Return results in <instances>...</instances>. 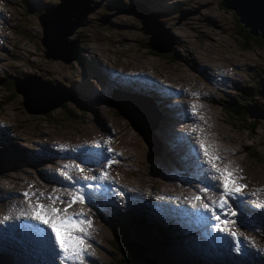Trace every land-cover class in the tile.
Returning a JSON list of instances; mask_svg holds the SVG:
<instances>
[{"label": "rangeland", "instance_id": "obj_1", "mask_svg": "<svg viewBox=\"0 0 264 264\" xmlns=\"http://www.w3.org/2000/svg\"><path fill=\"white\" fill-rule=\"evenodd\" d=\"M71 1L63 0L59 8H54L55 1L40 0L36 3L38 11L44 13L42 18L49 25L63 20V24L69 26L79 18L86 20L73 33L75 44L60 47L64 48L63 52L57 53L60 56H66V50H70V54L78 51L77 61L64 63L59 59L44 58L39 44L37 12H25L18 0H0V21H3L0 24V129L4 125H11L16 130L8 142L6 155L0 144V196L12 193V185L20 183L23 178L36 176L41 168H28L27 155H32L33 150H40L43 136L57 138L59 143L83 145L88 140L87 134L96 130V124L103 125L107 121L114 125L116 137L121 139L129 155L125 162L115 164L112 172L120 190L126 192V187L130 185L141 192L144 187L157 185L154 174H157L162 156L151 153L158 149L172 151L166 131L168 124H164L165 120L161 119V125L156 127L153 124L150 133L146 124L137 117L135 102L146 106L152 95V91L141 83L136 82L119 99L110 91L104 96L102 91L90 89L88 84H91L92 70L104 74L98 65L99 61L105 62L108 75L115 66H142L170 80H189L199 86L204 83L205 65L217 63L224 74L225 69L230 73L235 72L231 75L236 81L235 91L224 89L223 86V91L214 93L213 89L208 90L216 103L222 102V99L227 103L228 98L224 95L230 99L235 98V95L242 98L243 109L251 117L246 113L230 114L224 104H211L212 115L200 106L187 119V125L190 129L197 128L204 135L214 126L222 141L232 149V156L240 161L233 171L235 176L243 177L239 180L240 184L264 179V41L240 32L230 10L219 5L221 0H158L161 2L159 8L153 6V0H82L86 5H92V2L97 4L95 9L92 7L87 12H84L85 8L72 5ZM199 4L209 6V12L203 11ZM205 15L209 17L204 18ZM194 25L201 28L193 29ZM177 27H181V30H177ZM163 31L165 33L161 35ZM209 36L214 41L211 42ZM148 42L161 50L169 48L171 43L173 45L169 52L155 54L150 51ZM180 42H186V45L179 46ZM188 51L191 53L188 54ZM171 54L176 55L178 60L172 59ZM47 78L52 80L47 82L50 85L58 80L61 88L47 89ZM11 80L12 88L7 89L6 85ZM64 84H68L74 92L75 87H81L84 98L88 94L95 97L77 103L67 102L66 116L62 114L61 108L54 109L48 116H40L36 110H40L50 98H72V93L62 88ZM15 87L26 96L29 93L35 100L42 99L44 103L31 101L27 97L28 107L33 110L27 115L21 108V96ZM239 92H243V95ZM166 102L161 101L153 111L161 109V114L170 120L174 116L173 105ZM154 114L151 116L154 117ZM145 118L150 119L147 113ZM252 121L257 122L251 126ZM171 165L169 163L167 167ZM203 165L207 167L206 160H203ZM206 176L210 178L208 174ZM128 217L140 221L144 227L138 233L135 227H131L133 234L137 235L132 242L121 243L122 250L133 264H140L139 258L135 259L136 254L130 253L126 247L133 244H142V251L139 246L135 248L141 251L150 264H191L178 250L179 242L175 239L168 237L174 246L171 251L155 242V229H151L149 218L139 214L126 215L117 221L120 228H127ZM110 238L111 232L102 224V247H99L100 258L96 259L98 264H109L108 255L113 246ZM150 243L151 248L145 249ZM7 245L19 247L20 243L0 238V251L12 254L11 261L4 258L7 263L24 264L27 256Z\"/></svg>", "mask_w": 264, "mask_h": 264}, {"label": "clouds", "instance_id": "obj_2", "mask_svg": "<svg viewBox=\"0 0 264 264\" xmlns=\"http://www.w3.org/2000/svg\"><path fill=\"white\" fill-rule=\"evenodd\" d=\"M39 1L40 0H31V2H35V3H38ZM153 1H156V0H153ZM55 2H56V5H57L58 0H56ZM92 3H94V2H92ZM219 4L221 5V3H219ZM153 6L155 8H159L161 5H159L158 3H153ZM230 12L233 14L232 10H230ZM38 14H42V17H43L42 11H37L36 15H38ZM85 22H86L85 19L81 20V25L79 27L83 26L85 24ZM2 23H3V21L2 22L0 21V24H2ZM38 25H39V23H38ZM39 28H40V26H39ZM74 31H73V33H74ZM73 33L68 36L69 39H74ZM255 36L260 38L257 35H255ZM40 37H41V29H40ZM40 37H39V44L42 47V53H43V56H44V52L43 51H44L45 48L40 42ZM260 39L263 40L262 38H260ZM75 42H76V40H75ZM148 43H151V42H148ZM172 45H173V43H171L170 47ZM65 46H67V45H65ZM60 47H63V46H59L57 48L58 51H56V54L58 52H63L64 48L60 49ZM150 51L154 52L151 49H150ZM154 53L155 54H163V53H156V52H154ZM165 53H167V52H165ZM74 54H75V58L72 59L71 61H67L66 62V61H64L62 59H59V60L63 61L64 63H70V62H73V61H77L78 51L76 50V52ZM65 55L66 56H61V57L66 58L67 56L71 55L70 54V50H69V53H66ZM58 56H60V55L58 54ZM44 58L52 59V58H47L45 56H44ZM102 63H105V62L102 61ZM220 65H221V63H220ZM139 67H140V70L150 71V69H148L146 67H142V66H139ZM203 70L205 72V75L203 76L204 83H201L200 86L195 84V83H193L192 81H189V80H182V81L190 82L192 87H193V91L195 93H197L199 95H205V96L196 97V98H195V96H192V97H194L195 100H194V102L189 104V110L191 111V114L194 113L193 110H192V106L196 105V108L201 106L203 109H207L212 115L211 104L221 105L222 103L221 102L216 103L214 101L213 97H210L211 92L208 89H213V92L215 93L216 91H223V89H221V86H223L224 89L228 88V89H230V91H234L235 90L234 86H235L236 81L231 78V75L235 74V72L230 73V71L225 69V74H224L222 68L220 66H217V63L216 64L205 65L203 67ZM197 71L200 72L199 69ZM24 81H27V79H24ZM49 81H52V80L47 78V81H46L45 84L46 85H50L49 83H47ZM172 81H177V80H172ZM58 83H59L58 80H54L53 84H51L50 86H58L59 87ZM59 88H61V87H59ZM62 88H64L65 90H67L69 92H70V90L72 91L71 87H69L68 84L67 85H65V84L62 85ZM80 88L75 87L76 92L72 91V93L74 95V97L72 98L74 103H77L78 101L79 102L83 101L84 99L86 100L87 98H91V96L93 98L95 97L94 95H89L88 94L84 98ZM16 89L18 90L17 87H15V91H16ZM124 91H126V90H122L120 92V94H118L119 98L123 97ZM17 93L20 94L19 92H17ZM28 95H30V94L28 93ZM20 96H21V94H20ZM208 100H210V101L206 102ZM31 101H33V100H31ZM22 102H23V98L21 96L20 104H21L22 110L27 115L31 114L33 112V110H31V108L28 107V106L26 108H24V106L22 105ZM145 105L146 106H143V104H141L140 102L136 101L135 104H134V111L136 112L137 117L140 118L146 124V126L148 127V129L150 130V133H151L153 124H155V122H156V120L151 116V112H152V110L154 108H153L152 105H148V104H145ZM58 107L59 106L51 108V109H47L45 112H38V114H40V116L44 117L45 114L48 111H50L52 109H57ZM243 112L246 113V115L248 117H251V115H249L244 109H243ZM145 113H147L149 115V117H150L149 120L145 118ZM181 114H182V116H185L187 119L190 117V114L186 113V111H184ZM122 118H124V117L122 116ZM170 120L172 121L174 126L179 127V125L181 124V122L178 119H174V116ZM129 125H130V123H129ZM95 127H96V130H93V131L90 132V134L94 138V140H115L116 146L121 149V151L124 154V156H129L127 154V151H126V146L122 145L121 139L116 137V129H115L114 125L110 121H107L103 125L96 124ZM15 131L16 130L11 125H4L0 129V144H1V147H2L1 149H2L4 155H6L5 154V150L7 149L8 142L11 139V136L14 135ZM166 131L168 132L169 128ZM197 131H198L197 137L199 138L201 135H203L202 138H204V134L200 133L198 129H197ZM211 131L219 138V140L221 141V146L224 148V151H225V153H226L231 165L234 168H236L240 164V161L232 156V153H230V151L232 149L227 144H225L222 141L221 137L216 132L214 126H212ZM53 139L57 140V138H53ZM45 150H46V145L41 141L40 150H37V151L33 150L32 151L33 152L32 155H29V154L27 155L29 157V163L27 164V165H29L28 168H30L31 170H36L37 167L41 168L38 172L36 171L37 173H36V176H34V177L38 178L39 174L43 170H46V168L48 166L52 165L55 162H57L59 164L73 165V162L69 158H66L65 155L61 154L55 148H54L55 158L52 159V160H48L47 157L44 155V151ZM235 153L236 152H233V154H235ZM201 156H202V161L206 160L205 157L203 156V153H201ZM185 158H186V160L184 161V163H189L190 161L194 160V157L192 155H189L187 157L185 156ZM169 163H173L171 168L174 171H176L178 173L185 172L184 168H182L178 163H174L172 161H169ZM70 170L72 171V169H70ZM158 175H159V173L157 171V174H154V177L157 179V185L156 186H158V184L160 183L159 179L156 177ZM23 181H27L28 182V178H23L20 183L13 184L12 185V189H13L12 193H6L4 197L0 196V219L4 220L5 216L9 217V219L7 220V222H5V224H7V225H9V226L14 228V229H11V231L15 230V232L20 233L22 236H24L26 233H28L31 236H33L34 235V231H32L30 229H27V228H22L21 227V225H25L26 224V216H25V214L19 216L18 209H17V206H18L17 202L20 203V197H21V194H22V191L20 190V188H21V183H23ZM263 182H264V179L253 180V181L250 182L252 185L247 186L243 190V199L247 201V203L243 204V206H244L243 240H244L245 237H247V240H245V241H247V242L248 241H253L255 244L260 245L262 247H264V245L262 244V239L264 238V209L259 208L258 204L260 202H264V191H261L262 189H264V188H262ZM6 183H8V182H6ZM27 184H28V186L30 188L31 187L35 188L37 186V182H35V181L31 182L30 184L29 183H27ZM150 187H154V186H150ZM141 193H144V192L141 191ZM8 197L11 200H13L14 203H12V204L9 203L8 209L5 210V212H4L3 209H6L7 202H3L2 200L6 199ZM16 200H17V202H16ZM136 205L138 207L139 206H143V203L136 204ZM182 207H184V205H182ZM132 208H134V207H131L130 209H132ZM147 211H148V209L145 207V210L141 209L140 212L137 211V214L148 218ZM3 212L5 213V216H2ZM79 212H81V204H79V203L74 204L71 207V209H69V214H74V213H79ZM84 213H85L86 218H89V219L92 220V227H91V229L89 231L93 232V235L90 236V237H87V244L85 246L83 264H98L96 259L100 258V254H99L100 248L99 247H102V242H101L100 238H101V225L103 223L100 220L99 211H98L97 208L92 207V206H88ZM253 215H256V216L259 217L258 225H253L251 223V217ZM19 219H20V221L18 222ZM37 223L38 222H36L35 224H37ZM106 227L111 232V238L110 239L113 241V246L116 244V242H115V240L113 238L112 229L113 228L117 229V232L120 229H123L125 231V234H126V236L128 238L127 241H120V243L117 244L121 249H122L121 243L132 242L134 237H135L134 234L127 232L124 228H120L115 223L113 225H106ZM175 236H177L178 238H175ZM172 237H173V239H175L176 241L179 242L178 250L181 252V254H183L191 262V264H208L209 263V262L204 261V260H209V259H203L207 255V250H206V247H205L204 243L200 244L199 251H192V250H187V249L184 248L185 244L188 241L189 242H194V241L197 240V239H192L190 237V232L189 231L183 230L181 233H179L177 235H173V233H172ZM133 245L134 246H139L141 248V251H142V244H133ZM151 245H152L151 243L148 244V246H146L145 249L151 248ZM113 246H112L111 253L108 255V258H109V262L108 263L109 264L112 263L111 262V256L113 254ZM128 246H131V245H127L126 247H128ZM56 249H57V252H58L59 251L58 246H56ZM141 251L138 254L135 255V259H136V257L139 258V263L140 264H150L148 262L147 258L142 255ZM50 252H51V255L54 257L55 264H60L59 260L56 259L55 256L53 255V253L51 251V247H50ZM130 253H132V252H130ZM132 254H134V253H132ZM261 259H264V254L261 257L253 259V260H249V259L241 257V259L239 261L231 262V263H228V264H262ZM127 260L128 261L125 264H133L134 263V262L129 261L130 260L129 258ZM77 264H79V262H77Z\"/></svg>", "mask_w": 264, "mask_h": 264}, {"label": "snow or ice", "instance_id": "obj_3", "mask_svg": "<svg viewBox=\"0 0 264 264\" xmlns=\"http://www.w3.org/2000/svg\"><path fill=\"white\" fill-rule=\"evenodd\" d=\"M193 112L196 111V105L192 106ZM193 132L197 129L193 128ZM111 143V140L108 141ZM97 148L101 145L96 144ZM210 145L205 143L203 140L200 141L199 149L202 150L203 156L209 165L208 169L204 171L207 172L208 176L212 180H219L218 185L212 186L213 188H220L222 186L223 192L220 193L219 200H212L211 204L202 201L201 196L197 195L194 197L195 201L201 202V209L204 213H209L210 215L202 216L201 219L215 220L216 223L210 225V228H214L216 232L225 234L231 237L233 247L236 253H244L247 245L241 236L237 233L244 226L243 221L238 219V217L243 216L244 213L237 207L233 206L230 201H237L241 205L247 203L246 200L240 199L243 190L247 185L240 184L239 180L243 177L235 176L233 171H229L228 167L220 168L217 165V161L220 160L218 156H214L210 153ZM111 152L112 149L107 150ZM97 156L103 155V153L95 154ZM116 161L114 158H108L106 161L101 162L103 168H110ZM65 169H74L79 172L84 181H107L110 180L107 171H102L100 176L85 174V168L81 167L80 164L75 165H65ZM214 173V174H213ZM61 175L65 176L66 179L71 180L72 177L69 175L68 171H61ZM76 183V181H74ZM95 186L103 187V185L87 184L86 188H92ZM110 190V189H109ZM210 189L208 187L201 188V192L207 193ZM261 191H264L262 189ZM24 197L27 200H31L33 197L36 199V204H29L31 209L30 216L31 220L38 222L37 224H25L21 225L22 228L30 229L41 236V238L48 237L49 243L51 245V251L56 259L59 260L60 264H83L85 246L87 244V237L91 235L90 229L92 227V220L86 218L83 212L69 214V209L73 204L79 203L84 204L86 200V192L83 188H76L73 192L69 193L70 198L64 200L58 195H48L45 196L44 193H40L39 196L34 192H25ZM94 193H87L88 201L91 202ZM41 199H46L49 201L48 205L41 203ZM63 204L65 207H58L57 204ZM195 208L196 205L193 204ZM258 207L264 209V202H260ZM198 209V213L201 211ZM219 209V211H217ZM237 217V219H234ZM9 217L5 216L4 220H8ZM50 229V232L48 231ZM54 236V240L51 237ZM220 239L221 237H216ZM253 247L255 243L253 241H248ZM56 246H58L59 251L57 252Z\"/></svg>", "mask_w": 264, "mask_h": 264}, {"label": "water", "instance_id": "obj_4", "mask_svg": "<svg viewBox=\"0 0 264 264\" xmlns=\"http://www.w3.org/2000/svg\"><path fill=\"white\" fill-rule=\"evenodd\" d=\"M63 3V0H58L56 7L59 8ZM221 6L224 9L232 10L234 16L243 24L245 28L253 35H257L264 41V0H221ZM92 5H87L84 9V12L92 10ZM232 14V15H233ZM44 16V13H43ZM37 21L41 29L40 42L44 46V56L52 59H62L64 61H71L75 58V54H71L66 58L58 56L56 51H58L59 46L73 45L75 43L74 39H69L68 36L73 33V31L81 25V18L65 26L63 20L57 21L53 25H49L46 20L42 18V14L37 15ZM148 47L156 53H165L170 50V47L167 49H158L154 47L151 43H148ZM69 53V50L65 51ZM48 89L59 88L58 86L46 85ZM23 98L22 105L24 108L29 106L27 104V97L33 101L35 98L31 95L26 96L16 89ZM68 97L63 96L59 98H50L40 110L37 112H45L47 109H51L59 106Z\"/></svg>", "mask_w": 264, "mask_h": 264}, {"label": "trees", "instance_id": "obj_5", "mask_svg": "<svg viewBox=\"0 0 264 264\" xmlns=\"http://www.w3.org/2000/svg\"><path fill=\"white\" fill-rule=\"evenodd\" d=\"M18 1L22 3L21 5H22V8L25 10V12L35 14L38 11V8H39L38 4L31 2V0H18ZM49 1L54 2L56 0H49ZM233 17L235 19V25L240 32L244 33L247 36L258 38L255 35L251 34L249 32V30L247 28H245L241 22H239V20L234 16V14H233ZM170 48H172V47H170ZM175 56L176 55L171 54L172 59L178 60V58H176ZM12 82H13V80H11L6 85L7 89L12 88V85H11ZM239 93H240V95H243V92H239ZM12 94L14 95V92H12ZM235 96H236L235 97L236 99L235 98L230 99L227 95H224V97L228 98V102L225 103V99H222L221 103L225 105V108L228 111V113L234 114V115H244L243 106H242L244 101L242 98H239L237 95H235ZM263 103H264V100H263ZM230 104H234V105H230ZM58 108H61L62 114H64L65 116L67 115V102H63ZM53 111H54V109L48 111L45 114V116H48L49 113H52ZM256 122L257 121H252L251 126H253ZM112 234H113V238H114L116 244L113 246V254L111 256V262L113 264H125L128 261L127 260L128 258L126 256V254L122 251V249L117 245L118 243H120V241H127L128 238L125 234V231L123 229H120L117 232V229L113 228Z\"/></svg>", "mask_w": 264, "mask_h": 264}, {"label": "bare ground", "instance_id": "obj_6", "mask_svg": "<svg viewBox=\"0 0 264 264\" xmlns=\"http://www.w3.org/2000/svg\"><path fill=\"white\" fill-rule=\"evenodd\" d=\"M188 1H194V0H188ZM71 4L72 5H77V6H80L81 8H86L87 7V5H86V3H82V0H72L71 1ZM201 7H202V10L203 11H206V12H209V6H207V5H203V4H199ZM220 5V4H219ZM221 6V5H220ZM80 8V9H81ZM135 13H138V12H136L135 10H133ZM138 15H140V16H142L143 17V15L142 14H140V13H138ZM204 18H207V17H209L208 15H205V16H203ZM180 19L181 20H183V18H182V16L180 17ZM162 21V20H161ZM242 25V24H241ZM243 27V26H242ZM181 27H177V30H181L180 29ZM201 27H199L198 25H194L193 26V29H200ZM244 28V27H243ZM156 30H158V29H156ZM165 32L163 31V32H161V35H163ZM158 34H160V33H158ZM209 38H210V36H209ZM210 39H212V38H210ZM202 40V39H201ZM211 42L212 41H214V38L212 39V40H210ZM186 42H189V41H187L186 40ZM186 42H180L179 43V46H182V45H186ZM222 42V41H221ZM222 45V44H221ZM225 46H227V45H225ZM229 47V46H228ZM191 52H189L188 51V54H190ZM230 62V61H229ZM238 65V64H237ZM59 67V66H58ZM83 67V66H82ZM210 97H211V95H210ZM116 99H118V98H116ZM35 101H37V102H39V103H44V101L42 100V99H38V100H35ZM210 100H208V101H206V102H209ZM161 110L160 109H158V110H156V111H153L152 110V112H151V115H152V113H155L154 114V119L156 120V122H155V125L157 126V127H159L161 124H160V122H161V119H163V120H165V122H164V124H168V121H169V119L167 118V116L165 115V114H161V112H160ZM141 126L143 127V124H141ZM154 144L152 145V148H154ZM263 149H264V146L262 147ZM176 149H177V152H179V150H180V148H179V146L177 145L176 146ZM15 151L17 152V153H21V151L20 150H18V149H15ZM174 153V150H172V151H169V152H165V151H163V150H161V149H158L157 151H154V152H152L151 154H155L156 156H158V154H160L162 157L163 156H165L166 154H173ZM178 158V157H177ZM180 160L182 161V162H184L185 160H186V158H185V156H181L180 157ZM121 224H124V222H122ZM131 224V225H130ZM131 227H135V225H134V223L132 222V220L129 218L128 220H127V228H131ZM136 230H137V228H135ZM175 238H178L177 236H175ZM18 249H20V248H18ZM127 249H128V251H130V252H132V253H134V254H138L140 251H138V250H136V248H135V246L134 245H131V246H128L127 247ZM136 260H138L137 259V257H136ZM261 261H262V264H264V259H261ZM177 263H179V264H183L182 262H174L173 264H177ZM172 264V263H171Z\"/></svg>", "mask_w": 264, "mask_h": 264}]
</instances>
